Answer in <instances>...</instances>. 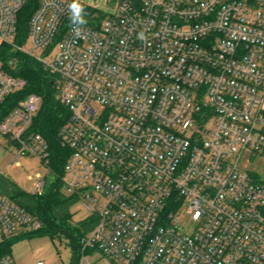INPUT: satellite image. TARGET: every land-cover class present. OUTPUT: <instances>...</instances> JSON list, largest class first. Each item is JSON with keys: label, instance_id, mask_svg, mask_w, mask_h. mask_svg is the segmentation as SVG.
I'll return each instance as SVG.
<instances>
[{"label": "built area", "instance_id": "1", "mask_svg": "<svg viewBox=\"0 0 264 264\" xmlns=\"http://www.w3.org/2000/svg\"><path fill=\"white\" fill-rule=\"evenodd\" d=\"M72 2L38 0L19 43L27 0H0L11 54L0 107L27 86L9 71L20 55L54 74L71 112L60 180L96 222L81 264L88 251L117 264H264V0H119L98 28L68 23ZM42 104L20 101L0 138L15 160L34 155L54 172L50 143L32 131ZM57 177L37 175L32 194ZM41 227L0 189V249Z\"/></svg>", "mask_w": 264, "mask_h": 264}, {"label": "trees", "instance_id": "2", "mask_svg": "<svg viewBox=\"0 0 264 264\" xmlns=\"http://www.w3.org/2000/svg\"><path fill=\"white\" fill-rule=\"evenodd\" d=\"M84 8L83 18L86 21L84 26L98 28L106 19L107 15L99 9L80 3ZM38 6V0H27L25 8L19 17L17 42H25L28 32V24L31 16ZM67 22L72 23L70 18ZM8 47L0 48V60L7 61L11 54ZM16 70L10 69L11 73L22 77L27 81L26 88L11 97L0 107V121L13 110L20 101L24 100L30 94L40 95L43 104L40 112L35 118L32 131L42 135L51 145V168L56 173L57 180L51 185L46 192L39 196L28 194L22 191L12 181L3 176L0 180V189L12 201L24 207L31 215L39 219L42 227L38 231L23 232L4 242L3 248L0 249V256L11 254V246L16 240L32 237L35 235L49 234L53 238L60 234H65L71 238L73 247V258L71 264H77L82 254L80 239L90 233L96 222L85 220L77 227H70L67 220L70 218V207L75 202L74 199L64 196L62 193V182L60 178L63 175V167L66 159L63 158L65 149L61 147L59 141V131L65 125L70 117L71 112L57 98L54 83L55 76L49 70L37 61L28 56L20 55ZM61 223L65 224L64 229H59ZM90 252V251H88Z\"/></svg>", "mask_w": 264, "mask_h": 264}, {"label": "rangeland", "instance_id": "3", "mask_svg": "<svg viewBox=\"0 0 264 264\" xmlns=\"http://www.w3.org/2000/svg\"><path fill=\"white\" fill-rule=\"evenodd\" d=\"M73 1V0H72ZM119 0H79V3L95 7L105 13L112 14ZM39 55L43 51L38 52ZM16 149L7 141L6 138H0V172L7 180L12 181L25 193H33L35 186V177L41 175L46 177L48 182L56 179L54 172L50 171L46 165L34 155H23L17 160ZM32 178V179H30ZM64 196L68 197L62 188ZM70 218L67 220L70 227L74 228L88 220L90 213L84 208L83 204L75 201L70 207ZM67 223L59 224V229H64ZM182 225L190 231L194 228L188 217L184 218ZM15 264H36L43 262L45 264H71L73 258V247L71 238L65 234H60L53 238L49 234L35 235L16 240L11 246L10 254ZM80 261L77 264H81ZM87 264H117L103 254L95 251L87 252L84 255Z\"/></svg>", "mask_w": 264, "mask_h": 264}, {"label": "clouds", "instance_id": "4", "mask_svg": "<svg viewBox=\"0 0 264 264\" xmlns=\"http://www.w3.org/2000/svg\"><path fill=\"white\" fill-rule=\"evenodd\" d=\"M69 8L71 11L70 20L74 25H83L86 23L82 15L84 13V8L79 3V0H73V2L69 5Z\"/></svg>", "mask_w": 264, "mask_h": 264}, {"label": "crops", "instance_id": "5", "mask_svg": "<svg viewBox=\"0 0 264 264\" xmlns=\"http://www.w3.org/2000/svg\"><path fill=\"white\" fill-rule=\"evenodd\" d=\"M37 264V263H36Z\"/></svg>", "mask_w": 264, "mask_h": 264}]
</instances>
